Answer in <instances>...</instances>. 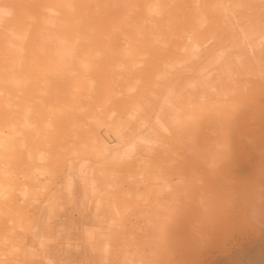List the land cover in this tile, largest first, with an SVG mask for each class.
Returning a JSON list of instances; mask_svg holds the SVG:
<instances>
[{
    "label": "rangeland",
    "instance_id": "374dc122",
    "mask_svg": "<svg viewBox=\"0 0 264 264\" xmlns=\"http://www.w3.org/2000/svg\"><path fill=\"white\" fill-rule=\"evenodd\" d=\"M51 3L55 5L56 0ZM241 8L247 11L245 6ZM50 11L39 19L41 26L51 19ZM24 17L30 18V27H36V15L21 8L4 12L3 23L24 24ZM24 32L17 31L13 38L22 42L27 38ZM202 33L208 42L214 39L215 32L211 36H206V30ZM247 34L238 38L241 49L251 55ZM235 38L215 42L213 51L201 61L210 73L223 60L230 61L239 76L223 90L222 107L230 114L244 108L248 116L230 138L210 145L213 154L209 161L198 142L201 135L194 134L192 127L183 129L178 119L159 122L160 110L154 111L153 105L143 101L130 103L122 116L103 107L80 108L83 121L63 130L44 127L36 131L25 125L23 116L8 128V121L0 119V129L4 126L6 130L0 131V184L7 185H0V249L7 253L0 264H264V128L256 95L263 70L259 62L244 63L236 56L229 46ZM252 40L264 42V36ZM9 45L6 41L7 61L13 57ZM157 49L152 45L143 56L149 58L150 66L161 62L163 53ZM193 52L194 46L182 61L194 63L199 57ZM198 73L181 76L198 80ZM23 79L20 84L26 81ZM5 80L0 77V83L6 84ZM199 86L195 80L175 85L170 95L177 102L175 108L190 106L178 101L193 90L192 107L217 115L220 105L198 95ZM16 96L21 92L16 91ZM66 101L57 112L59 118L76 111L75 100ZM41 117L35 115V119ZM221 118L217 117L218 122ZM127 123L137 125L127 130L132 142L123 143L118 140L119 128L126 130ZM165 126L172 133L167 135ZM12 130L17 132L14 141L3 140ZM187 134L195 136L194 140ZM147 146L155 153H140L141 158L132 165L126 163L128 152ZM194 153L196 159L185 167L183 157L187 161ZM198 164L203 167L200 171ZM185 191L193 192L191 206L200 209V216L192 219L193 229H201L196 234L200 250L195 252L184 249L179 234L172 230L187 214L190 201L183 195ZM11 227L16 232H9Z\"/></svg>",
    "mask_w": 264,
    "mask_h": 264
},
{
    "label": "bare ground",
    "instance_id": "6f19581e",
    "mask_svg": "<svg viewBox=\"0 0 264 264\" xmlns=\"http://www.w3.org/2000/svg\"><path fill=\"white\" fill-rule=\"evenodd\" d=\"M51 2L53 0H0V77L6 79V84L0 83V119L8 121V128L19 116H23L25 125L36 131L44 127L63 130V127L79 125L83 121L80 118L82 110L86 107H103L116 116H122L130 103L143 101L153 105L154 111L160 110L159 122L164 118L178 119L183 129L192 127L194 134L201 135L198 142L204 147V158L209 161L213 154L210 145L214 142L221 144L224 139L230 138L248 116L244 108L232 115L222 107L223 90L227 84L235 83V77L239 76V72L230 67V61L223 60L211 73L201 61L213 51L216 43L223 44L234 37L237 38L229 46L236 51V56L244 63L257 61L262 65L256 95L263 110L260 115L264 128V42L252 40L256 35L260 38L264 36V0H56L55 5ZM15 8L35 14L36 27H30V18L26 17L22 21L24 24L5 26L4 12ZM46 10H51L52 15L43 27L39 19L45 17ZM201 28L206 30V36L215 32L212 35L214 39L209 42L204 39L202 31L199 32ZM17 31H25L27 38L22 42L15 40L13 35ZM246 31L251 55L241 49L242 43L238 38ZM252 33L256 35L253 37ZM40 37L45 38L42 43L37 41ZM6 41L10 42L13 56L9 61L4 54ZM152 45H156L163 54L161 62L150 66L149 58L143 56ZM192 46L193 54L199 58L191 64L182 60ZM17 51H20L19 55ZM19 65L20 69H12ZM191 71H198L200 78L181 76ZM173 77H176L175 84L168 89ZM22 79L26 81L20 84ZM194 80L200 85L198 95L209 101L215 99L220 105L217 115L192 107V100L196 97L193 90L178 101L190 106L175 108L177 102L170 96L175 85ZM15 85H18L17 90ZM5 87H8L7 90ZM16 91L21 92L20 97L16 96ZM4 95H8V100ZM67 98L75 100L76 111H67L63 118H59L57 112L63 109ZM245 105L243 103V107ZM37 113L42 117L35 119ZM219 116L222 117L221 122L217 120ZM92 118L97 121L95 116ZM135 125L127 123L124 126L126 130L120 127L118 140L132 142V137L128 136L131 131L127 130L134 129ZM212 126L215 130H211ZM3 127L1 133L6 132ZM171 130L168 128L167 135L172 133ZM15 133L10 131L7 140H3H13ZM191 134L186 137L193 141L195 136ZM149 148L128 152L126 163L132 165L137 158H141L140 153H155ZM187 157V161L183 157L185 167L196 159L195 153ZM202 169L198 164L197 171ZM0 185L7 187L4 182ZM184 193L190 201L187 214L177 221L172 230L179 234L184 249L195 252L200 250L196 234L201 229L197 228V232L193 229L192 219L200 216V209L196 205L191 206L195 203L193 192ZM8 231L16 232V229L11 227ZM6 255L4 249H0V262Z\"/></svg>",
    "mask_w": 264,
    "mask_h": 264
}]
</instances>
